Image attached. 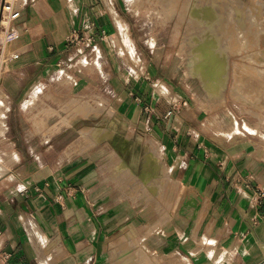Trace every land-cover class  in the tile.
<instances>
[{"label": "crops", "instance_id": "obj_1", "mask_svg": "<svg viewBox=\"0 0 264 264\" xmlns=\"http://www.w3.org/2000/svg\"><path fill=\"white\" fill-rule=\"evenodd\" d=\"M114 2L122 5V0ZM112 13L118 31L121 24L129 35L127 25L113 9ZM111 27L105 0H29L13 25L17 37L9 53L18 58L1 76L3 95L11 103L34 102V92L50 85L57 67L93 46L103 75L93 85L106 89L115 112L98 114V119L111 122L96 134L102 145L94 158L113 153L115 170L127 175L140 167L157 173L160 163L163 173L174 169L164 179L176 186L181 214L142 239L134 237V228L131 240L119 238L127 217L139 210L106 203L108 192L94 169V158L75 156L62 164L43 158L40 163L28 159L32 155L28 148L14 153L19 161L0 178V264H108L141 247L149 254L148 264L157 259L164 264H264V149L214 139L196 122H187L186 114L166 111L172 104L161 107L163 96L156 92L153 75L148 70L147 75L132 73L110 51L106 32ZM72 37L79 41L71 44ZM7 120L8 114L1 136L8 130ZM41 121L34 120L38 131ZM65 129L46 135V143ZM117 136L123 144L132 142L142 150L148 145L147 154L141 156L135 149L126 162L125 148L121 153L108 148ZM154 145L163 159L147 161ZM54 147L49 145L48 150ZM188 201L195 204V211L183 205Z\"/></svg>", "mask_w": 264, "mask_h": 264}, {"label": "rangeland", "instance_id": "obj_2", "mask_svg": "<svg viewBox=\"0 0 264 264\" xmlns=\"http://www.w3.org/2000/svg\"><path fill=\"white\" fill-rule=\"evenodd\" d=\"M105 3L113 19V27L106 32L110 51L132 73L145 75L149 71L153 75L156 92L163 96L159 98L161 107L172 104V109L166 111L186 114L187 122H196L214 139L246 142L264 149V0H122L118 6L114 0ZM112 9L127 25L141 60L125 26L120 24L118 31ZM12 29H0V178L7 171L11 173L19 161L14 153H24L28 148L32 150L28 159L37 158L40 163L43 158L61 164L75 156L94 158L102 145L96 134L111 122L107 119L106 124L98 114H115L106 89L93 85L103 79L99 54L92 52V46L80 57L57 67L50 85L34 92V102L11 103L3 95L1 76L13 62L9 48L17 36ZM10 35L14 36L7 41ZM65 99L76 101L69 104L63 102ZM6 114L8 130L1 136ZM51 114L56 117L50 119ZM39 118L41 131L34 123ZM60 128L67 131L46 143V137ZM49 145L56 148L48 150ZM108 148L119 153L125 148L128 152L123 158L128 163L133 150H140L141 156L148 151V145L142 150L132 142L123 144L119 136ZM115 157L113 153L105 154L94 158L93 165L102 184L104 181L108 205L130 212L139 210L127 217L130 220L123 225L124 233L119 238L131 240L134 228V237L142 239V235L155 232V226L159 229L179 218L182 200L175 184L164 179L174 169L163 173L160 163L157 173L140 167L127 175L115 170ZM146 159L162 160L159 147L154 145ZM183 205L195 211V204L188 201ZM130 253L108 264H148L145 248ZM158 260L156 264H164Z\"/></svg>", "mask_w": 264, "mask_h": 264}, {"label": "built area", "instance_id": "obj_3", "mask_svg": "<svg viewBox=\"0 0 264 264\" xmlns=\"http://www.w3.org/2000/svg\"><path fill=\"white\" fill-rule=\"evenodd\" d=\"M28 3L29 0H0V29L10 30L11 26L21 17V12ZM78 41V38L75 37L69 40L71 44ZM88 43L91 44V40ZM12 57L13 59L18 58V56ZM22 192L26 194L27 190L23 188Z\"/></svg>", "mask_w": 264, "mask_h": 264}, {"label": "water", "instance_id": "obj_4", "mask_svg": "<svg viewBox=\"0 0 264 264\" xmlns=\"http://www.w3.org/2000/svg\"><path fill=\"white\" fill-rule=\"evenodd\" d=\"M172 121H173V117L170 118V124H169V126H171Z\"/></svg>", "mask_w": 264, "mask_h": 264}, {"label": "bare ground", "instance_id": "obj_5", "mask_svg": "<svg viewBox=\"0 0 264 264\" xmlns=\"http://www.w3.org/2000/svg\"><path fill=\"white\" fill-rule=\"evenodd\" d=\"M2 33H4V31H2ZM5 34V33H4ZM8 41V40H7ZM96 138H98V137H96ZM15 157H16V155H15Z\"/></svg>", "mask_w": 264, "mask_h": 264}]
</instances>
